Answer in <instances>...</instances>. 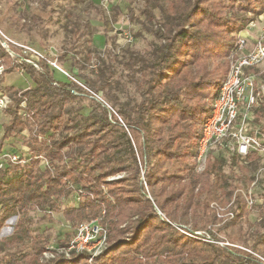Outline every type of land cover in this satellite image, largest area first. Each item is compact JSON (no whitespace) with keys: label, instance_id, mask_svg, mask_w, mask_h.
I'll return each mask as SVG.
<instances>
[{"label":"trees","instance_id":"obj_1","mask_svg":"<svg viewBox=\"0 0 264 264\" xmlns=\"http://www.w3.org/2000/svg\"><path fill=\"white\" fill-rule=\"evenodd\" d=\"M143 1V18L137 16L136 21L156 41L150 42L146 55L128 52L124 65L139 74L140 99L117 107L124 124L93 100L82 112L84 107L78 104L85 91L82 86L72 79L57 80L55 68L45 60L36 68L20 56L12 57L0 44V84L5 74L19 68L34 82L23 89L5 88L14 104L5 108L10 120L3 125L0 148L4 140L27 130L22 144L28 153L43 154L53 166L50 171L32 159L0 170V229L9 216L17 215L15 229L22 230V215L29 208L59 210L61 199L74 194L66 185L69 181L85 194L79 195L76 205L62 209L65 218L74 222L103 212L108 247L94 257V264H260L249 254L242 256L237 249L211 241L218 238L207 228L217 220L209 203L233 194L234 189L225 185L233 173L221 171L212 150L205 168L196 173L195 167L202 124L226 78L235 33L250 20L238 13L254 11L256 5L263 8L264 0ZM107 82L101 66L96 79L83 81L97 94ZM105 101L116 105L112 94L106 93ZM255 109L256 119L264 118V99ZM135 133L142 134L140 144ZM246 158L257 160L254 155ZM122 171L127 175L106 180ZM236 203L235 211L240 212H234L235 218L224 227L242 214L241 193ZM256 226L250 248L264 255V220ZM200 230L210 233L209 238L194 234ZM15 262L11 258L9 264ZM57 264L89 263L87 254L78 253L73 260Z\"/></svg>","mask_w":264,"mask_h":264},{"label":"rangeland","instance_id":"obj_2","mask_svg":"<svg viewBox=\"0 0 264 264\" xmlns=\"http://www.w3.org/2000/svg\"><path fill=\"white\" fill-rule=\"evenodd\" d=\"M143 6V0H0V31L3 33V35L0 33V40L8 38L19 44L18 46L12 42L8 43L14 55L4 48L14 58L30 57L33 54L28 49H24V52L20 45H25L52 59L60 68V70L53 69L57 80L67 82L72 79L84 88L85 91L79 95L78 101V104L84 107L82 112L88 111L89 104L93 100L105 105L121 124H124L116 112L117 107L126 102L134 104L140 99L137 90L139 74L133 73L124 65L129 57L128 52L146 55L150 42L156 41L154 35L150 31L143 30L141 24L136 21L137 16L143 18L141 14ZM130 10H132V16ZM154 11L158 14L157 9ZM238 14L241 18L248 17L250 20L241 31L235 33L234 44L227 57L226 76L237 38H245L248 49L252 48L256 39L264 38V7L262 8V5L261 7L256 5L254 11ZM140 30L141 35L138 34ZM82 32L84 34L80 35ZM100 66L106 71L108 82L102 85V89L97 94L83 81L86 78L96 79ZM249 71L256 74L257 81L264 83V61ZM6 80L7 84L11 83L21 89L34 86V82L21 69L8 73ZM106 93L115 96V107H111V102L105 101ZM10 100L11 103L8 106L14 104L11 98ZM254 114L253 122L260 124L264 129V118L256 119V109ZM51 132L57 135V132ZM27 134V130H24L13 139V146L23 153L29 150L22 144V137ZM133 136L136 144L142 142L141 133H135ZM4 150H7V147L4 146ZM211 150L213 156L220 160L221 171L225 174L233 173V176L227 178L225 185L234 189L229 199L226 198L222 202L214 200L209 203V207L217 218L216 223L207 225V228L218 238L211 241L233 248L234 251L237 249V253L242 256L249 254L259 260L260 264H264V255L250 248L254 242L256 225L264 220V155H254L257 160L251 162L247 158L234 157L218 145H214ZM33 155L37 156L33 159H36L44 168L41 159L38 158L40 154ZM41 156L45 157L43 154ZM48 162L50 168L46 167V169L52 171V163L49 160ZM205 165L206 162L202 168L196 166L195 172H201ZM126 175L127 173L122 171L108 176L106 180H117ZM253 176L255 184L252 183ZM140 179H144L143 168L140 171ZM144 187L147 190V186L144 185ZM249 191L254 199L253 204H248L246 201L245 194ZM237 193L242 194L244 209L241 211L242 214L236 217L234 224L224 227L226 222L235 218L234 212H240V210L235 211ZM61 200L60 209L51 213L36 207L29 208L22 215V230L15 229L18 216H9L0 229V264H9L11 258L17 259L16 264H32L34 262L32 258H35V264L64 263L76 258L78 252L68 250L76 224L96 217H100L101 222L102 214L100 213L103 212L88 219L72 222L65 218L62 209L76 205L75 195L70 194ZM230 212L233 213L232 217L229 215ZM159 213L164 216L161 212ZM221 226L222 229L219 230ZM67 233L71 236H66ZM195 233L199 236L205 235L207 238L210 234L203 230L194 231ZM229 236L233 239H229ZM196 238L199 237L196 236ZM94 257L90 259L87 255L89 264L95 263Z\"/></svg>","mask_w":264,"mask_h":264},{"label":"built area","instance_id":"obj_3","mask_svg":"<svg viewBox=\"0 0 264 264\" xmlns=\"http://www.w3.org/2000/svg\"><path fill=\"white\" fill-rule=\"evenodd\" d=\"M0 33L3 35L1 31ZM9 42L12 41L8 38L0 40L1 45L14 55L9 49ZM12 43L19 46L16 42ZM20 46L23 50L28 49L33 53L30 57L20 56L21 60L36 68L39 67L40 60H45L53 68L60 70L52 59L25 45ZM246 47L245 38L238 37L232 49L228 74L213 98L211 111L202 124L196 145V161L199 168L206 162L214 145L242 158L249 155H264V129L260 124L253 122L254 109L264 99V83L257 81L256 74L249 71L264 61V38L256 39L252 48ZM10 103L8 96L0 95V109H5ZM35 157L37 156H31L28 151L19 154L15 148L0 150V170L9 163L25 164ZM38 158L41 159L44 168H50L45 157L39 155ZM252 183L255 184L256 181ZM66 184L73 188L76 200L80 194H85L70 182L67 181ZM245 196L248 204L254 203L250 191ZM229 215L232 217L233 213L230 212ZM106 241L107 229L101 225L100 217H96L76 224L68 250L87 254L92 259L105 250Z\"/></svg>","mask_w":264,"mask_h":264},{"label":"crops","instance_id":"obj_4","mask_svg":"<svg viewBox=\"0 0 264 264\" xmlns=\"http://www.w3.org/2000/svg\"><path fill=\"white\" fill-rule=\"evenodd\" d=\"M13 72H11V73H13ZM6 76H7V74L5 75V81L0 84V95H2V94L7 95V93L5 92V87H7V86H14V87L17 88L16 85H13L11 83H8V84L6 83L7 82ZM9 120H10V115L6 113L5 109H0V138H1L2 134H3V125L8 123ZM13 139L14 138H10V139L4 140L0 150H4V146L7 147V150L11 149V148H14Z\"/></svg>","mask_w":264,"mask_h":264}]
</instances>
